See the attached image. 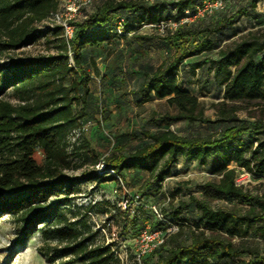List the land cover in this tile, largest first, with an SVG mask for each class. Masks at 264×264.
Wrapping results in <instances>:
<instances>
[{
    "label": "trees",
    "instance_id": "16d2710c",
    "mask_svg": "<svg viewBox=\"0 0 264 264\" xmlns=\"http://www.w3.org/2000/svg\"><path fill=\"white\" fill-rule=\"evenodd\" d=\"M203 1L93 0L66 41L59 24L36 28L56 11V0H0V53L31 45L41 36L55 49L23 57L8 55L0 63V217H11L12 246L22 245L38 232L36 250L47 262L123 264L114 243L90 222L88 213L94 206L72 201L78 185L115 180V175L122 179L136 171L145 173L144 186H159L184 157L212 176L195 184L201 196L189 195L198 217L186 234L182 228L165 234L163 242L141 255V260L144 264H219L249 254V259L233 264H264V254L245 241L252 229L264 238V192L251 195L237 183L233 167L264 177V28L247 30L228 41L212 36L224 34L242 16H251L257 0H244L211 22H180L186 9L194 13ZM120 16L125 21L117 34ZM169 19L178 22L161 37L170 55L145 68L133 91L137 104L164 101L167 108L152 110L148 117L152 128L140 130L138 145L128 149L114 145L102 158L84 138L77 136L71 142L70 135L85 116L89 94L88 76L83 70L77 73L83 50L102 48L127 35L145 40L147 36L138 29ZM211 51H216L215 57L204 56L201 61L208 64L213 84L221 89L220 99L212 105L215 121L223 125L215 135L179 134L170 125L210 121L197 95L180 81L179 70L185 60ZM90 60L98 73L94 58ZM198 66L199 61L193 62L192 67ZM241 110L247 117H239ZM36 150L42 153L41 162L34 156ZM99 161L102 167L97 169ZM87 162L90 168L83 167ZM73 167L83 168L74 174L69 172ZM227 197L247 206L234 210L211 205L212 200ZM186 205L182 201L171 211L172 218L163 216L161 224H184L180 213Z\"/></svg>",
    "mask_w": 264,
    "mask_h": 264
},
{
    "label": "rangeland",
    "instance_id": "374dc122",
    "mask_svg": "<svg viewBox=\"0 0 264 264\" xmlns=\"http://www.w3.org/2000/svg\"><path fill=\"white\" fill-rule=\"evenodd\" d=\"M56 1V11H61L69 0ZM243 1L225 0L226 6L222 10L213 14H203L192 22L203 19L205 22L214 21L223 14L237 9ZM87 9L90 7L81 6L71 23L74 25V22L81 18ZM54 24L50 18H47L36 24V28L44 29ZM163 27L162 30L156 25L143 26L138 29L139 34L147 36L145 40H137L133 35H127L124 39L116 38L113 43L105 44L102 48H85L83 50L82 62L77 73L80 75L83 70L88 76L89 94L86 100L85 116L81 119L80 127L88 120H90V124L87 129H81L80 133L82 134H76L78 130L73 132L69 137L71 142L77 136L84 138L100 158L106 155L114 145L118 144L124 149H128L140 143V130L152 128L148 121L151 111H163L167 108L164 101L158 99L137 104L133 95V91L142 79L144 69L155 67L170 55V49L161 38L169 27ZM257 28H264V0H257L256 11L251 16H242L232 27L226 29L224 34L214 33L212 36L228 41L247 30ZM138 46L139 50L135 51ZM54 51L51 44L46 43L45 38L41 36L31 45L15 51L0 53V63L4 62L8 55L23 57ZM215 55L216 51L206 52L185 60L181 65L180 81L191 93L197 95L203 106L204 117L210 121L188 122L183 120L170 125V128L179 134L215 135L223 125L215 121L216 116L212 105L213 102L220 99L221 89L213 84L208 64L201 61L204 56L215 57ZM92 57L99 68L98 73L91 65ZM198 61L199 66L192 67L193 62ZM73 109L77 110V107L73 106ZM238 115L242 118L247 117L245 110L239 111ZM34 156L38 162H41L42 153L40 150H36ZM72 162L77 164L78 160L73 158ZM84 166L90 168L91 164L87 162ZM95 166L100 169L101 162L99 161ZM83 167H73L69 172L77 174ZM233 167L237 172V183L241 184L251 195H260L264 192V177L251 175L235 165ZM211 177L195 161H188L184 157H180L173 166L171 175L166 177L159 186L154 184L144 186L145 173L129 171L125 178H122L124 188L117 179L102 183L91 180L78 185L72 201L76 205L92 204L94 206L88 213L89 220L94 228L100 229L106 241L114 243L123 264H144L141 255L143 257L149 252L145 242L141 239V231L145 227L165 230V226L161 224L151 207L155 205L162 216H167L170 219L172 218L171 211L178 207L182 201L186 202L187 205L181 208L180 213V217H184L186 222L178 224L173 221L174 223H172L177 225L178 229L182 228L186 234L199 214L193 203L189 201V195L201 196L196 191L195 184L209 180ZM134 193L139 194L138 204L130 202V194ZM125 198H128V202L124 205ZM106 201L109 202V205L105 203ZM211 205L234 210H242L247 206L230 197L212 200ZM133 217L136 218L134 224L130 222ZM13 239L14 229L11 217L3 215L0 217V264H53L42 258L36 250L40 239L38 232L20 246H12ZM245 241L259 254H264V238H260L256 231L252 229ZM250 257L249 254H243L236 259L221 261L219 264H233Z\"/></svg>",
    "mask_w": 264,
    "mask_h": 264
},
{
    "label": "built area",
    "instance_id": "2783aa9c",
    "mask_svg": "<svg viewBox=\"0 0 264 264\" xmlns=\"http://www.w3.org/2000/svg\"><path fill=\"white\" fill-rule=\"evenodd\" d=\"M93 0H69L66 2L63 6V9L61 11H54L50 14L48 18L52 20V23L59 24L62 28L63 36L66 41H69L74 33V25L71 23V20L73 19L75 13L78 11V9L81 6L89 7L92 4ZM148 2H151L153 0H145ZM225 4V0H204L201 5L197 6L194 13H190L189 10H185L184 15L180 19V22H190L194 20L195 18L203 15V14H210L216 9L223 8ZM124 18L122 16L117 17L116 25H115V32L117 34L122 33V23L124 22ZM178 22L174 20H166L161 21L158 24H151L147 23L143 26H159L162 30L163 26H168L169 28H175L177 26ZM70 55V62H72L71 58V52H69ZM90 124V120H88L84 125L79 127L78 129L74 130L76 134H80L81 129L85 130L87 129L88 125ZM102 167V164H101ZM111 173H113V170H110ZM115 178L120 182V184L123 186L122 179L115 175ZM128 202V198H125L123 201V204L125 205ZM130 202L138 204L139 203V194L134 193L130 194ZM153 212L155 215L160 219L165 221L163 218L161 212L156 208L155 205L152 207ZM178 227L175 224H172L170 222H166L165 230L162 229H149L148 227L143 228V230L140 233L141 239L145 242V245L147 247V251L151 252L157 245H159L161 242H163L165 234L170 233L173 230H177ZM119 254V253H118ZM120 257V255H119ZM121 258V257H120ZM122 259V258H121Z\"/></svg>",
    "mask_w": 264,
    "mask_h": 264
}]
</instances>
